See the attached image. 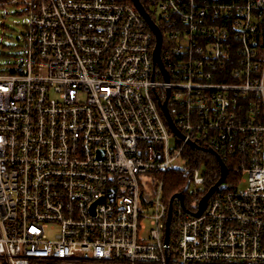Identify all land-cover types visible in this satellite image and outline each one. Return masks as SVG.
I'll return each instance as SVG.
<instances>
[{
  "label": "built area",
  "instance_id": "1",
  "mask_svg": "<svg viewBox=\"0 0 264 264\" xmlns=\"http://www.w3.org/2000/svg\"><path fill=\"white\" fill-rule=\"evenodd\" d=\"M139 1L168 78L132 0L0 1L28 16L0 72V264H264V0ZM199 149L228 175L194 216ZM170 172L198 202L166 243Z\"/></svg>",
  "mask_w": 264,
  "mask_h": 264
},
{
  "label": "rangeland",
  "instance_id": "2",
  "mask_svg": "<svg viewBox=\"0 0 264 264\" xmlns=\"http://www.w3.org/2000/svg\"><path fill=\"white\" fill-rule=\"evenodd\" d=\"M28 16L24 7L15 4L0 6V72H14L18 70L25 58V40ZM176 137L171 136L170 145L174 147ZM206 166L202 167L201 173L204 174ZM246 184H241L243 189ZM192 184L189 186L186 195V202L189 205H197V199H192L191 194L195 190ZM204 191L205 186H199ZM168 198L170 200L171 196ZM174 225V223H173Z\"/></svg>",
  "mask_w": 264,
  "mask_h": 264
},
{
  "label": "water",
  "instance_id": "3",
  "mask_svg": "<svg viewBox=\"0 0 264 264\" xmlns=\"http://www.w3.org/2000/svg\"><path fill=\"white\" fill-rule=\"evenodd\" d=\"M132 1L139 8L140 12L149 20L151 26L153 27V29H154V31L156 33V36H157V46H156L155 52H154V60L163 69L166 77L168 78L167 72H166V70L164 68V65H163V62H162V59H161V55H160L161 45H162V35H161V32H160L159 28L155 25V23H153V21H151L149 15H147V13H146L145 9L143 8L141 2L139 0H132ZM161 107H162L164 116L166 117V120L168 122L169 127L172 129V131L176 135H178L181 138H184V136L179 131V129L176 127V125H175V123L173 121V118H172L171 113L169 111V108L167 106V101L162 102L161 103ZM190 145L193 148H198V146L196 144H194V143H190ZM206 151L212 153L217 158L218 163H219V166H220V178L218 179V181L214 185H212L208 189V191L202 197V199L199 202V208H198V210L193 213L194 216H200L203 213V211L207 207V203H208L209 198L216 191V189H218L219 187L220 188H224L225 187V185L223 184V182L225 181V179H226V177L228 175L227 165L224 163V161L222 160V158L217 153H215L213 150H211V149H207ZM187 189H188V186H186L183 191H186ZM176 198H178L183 203L184 196H183L182 191L173 194L171 196V198H170V201H169V214H168L167 226H166V243H168V241H169L170 223H171L172 211H173V202H174V200Z\"/></svg>",
  "mask_w": 264,
  "mask_h": 264
},
{
  "label": "trees",
  "instance_id": "4",
  "mask_svg": "<svg viewBox=\"0 0 264 264\" xmlns=\"http://www.w3.org/2000/svg\"><path fill=\"white\" fill-rule=\"evenodd\" d=\"M0 1H8V0H0ZM195 154L197 155V166L203 167L206 166L207 170V189L214 185L218 179L220 178V166L217 158L210 152L204 150H196ZM199 156V157H198ZM165 182V196L166 199L169 200L168 196L171 194H175L177 192H181L185 189L186 186H189V179L187 176H184L177 172L167 173Z\"/></svg>",
  "mask_w": 264,
  "mask_h": 264
},
{
  "label": "flooded vegetation",
  "instance_id": "5",
  "mask_svg": "<svg viewBox=\"0 0 264 264\" xmlns=\"http://www.w3.org/2000/svg\"><path fill=\"white\" fill-rule=\"evenodd\" d=\"M182 193H183V196H185V191H182ZM175 201V200H174Z\"/></svg>",
  "mask_w": 264,
  "mask_h": 264
}]
</instances>
